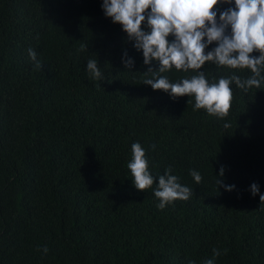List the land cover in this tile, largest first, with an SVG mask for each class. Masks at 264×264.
I'll return each instance as SVG.
<instances>
[{
    "label": "trees",
    "instance_id": "1",
    "mask_svg": "<svg viewBox=\"0 0 264 264\" xmlns=\"http://www.w3.org/2000/svg\"><path fill=\"white\" fill-rule=\"evenodd\" d=\"M102 4L0 0V264H203L213 248L215 264H264V80L247 92L231 84L224 119L194 111V97L142 83L159 62L143 63ZM229 7L217 5V20ZM90 59L104 79L90 77ZM198 71L209 83L251 75L213 62ZM137 142L156 177L146 191L127 168ZM168 168L193 195L160 210L154 189Z\"/></svg>",
    "mask_w": 264,
    "mask_h": 264
},
{
    "label": "clouds",
    "instance_id": "2",
    "mask_svg": "<svg viewBox=\"0 0 264 264\" xmlns=\"http://www.w3.org/2000/svg\"><path fill=\"white\" fill-rule=\"evenodd\" d=\"M220 3L231 5L233 0H103L102 8L113 23L122 25L134 47L142 50L145 65H150L153 60L159 62L158 70L149 67L143 73L142 83L150 85L153 90H163L173 99L194 97V111L204 109L210 116L224 119L233 99L231 84L235 83L237 88L247 92L252 88L260 89L264 80L261 75L264 69V0H234L235 7L220 12L217 20L216 9ZM145 21L150 31L142 29ZM170 35L174 40L169 41ZM213 42L217 46L205 53ZM254 51L260 55L252 56ZM28 57L36 70L42 69V62L32 48L28 49ZM206 62L234 70L247 69L251 75L247 78L231 75L209 83L203 71L197 72ZM123 63L129 70L134 66L131 58L124 59ZM86 68L92 79H104L96 60H88ZM173 68L184 72L192 70L197 74L179 82H170L162 74ZM229 126L224 125L225 128ZM131 153L127 168L133 184L137 190L146 191L153 187L156 179L149 170L146 151L137 142L132 144ZM171 171L170 168L165 169L155 184L154 196L159 201L157 207L160 210L177 200L187 201L193 195V190L182 185L179 177ZM190 175L196 184L202 182L199 172L191 170ZM223 175L222 167L220 176ZM216 183L219 186L222 181L217 179ZM234 187L228 186L226 190L231 191ZM251 192L253 196L259 193L257 184L251 185ZM260 201L264 202V195H260ZM48 251L47 246L42 248L45 255ZM220 255L221 252L213 248L212 258L203 264H215L216 257Z\"/></svg>",
    "mask_w": 264,
    "mask_h": 264
}]
</instances>
